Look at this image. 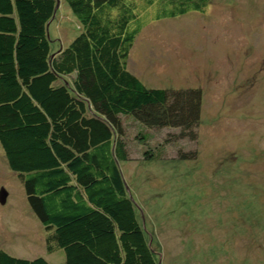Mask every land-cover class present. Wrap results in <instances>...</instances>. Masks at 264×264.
I'll return each instance as SVG.
<instances>
[{
	"label": "trees",
	"instance_id": "obj_1",
	"mask_svg": "<svg viewBox=\"0 0 264 264\" xmlns=\"http://www.w3.org/2000/svg\"><path fill=\"white\" fill-rule=\"evenodd\" d=\"M210 1L64 0L80 33L51 52L47 24L61 0H0V146L61 264H159L121 170L130 160L122 116L140 125L143 145L142 130L157 128L195 140L202 90L147 87L128 59L148 21L203 13ZM0 264L51 263L0 246Z\"/></svg>",
	"mask_w": 264,
	"mask_h": 264
},
{
	"label": "rangeland",
	"instance_id": "obj_2",
	"mask_svg": "<svg viewBox=\"0 0 264 264\" xmlns=\"http://www.w3.org/2000/svg\"><path fill=\"white\" fill-rule=\"evenodd\" d=\"M79 33L61 0L48 27L51 52ZM128 67L147 87L202 90L195 140L157 128L142 130L143 145L140 125L122 116L130 160L120 166L158 263L264 264V0H211L203 13L148 21ZM156 144L162 158L146 159ZM179 149L196 157L178 158ZM1 187L0 246L63 263L62 249L47 252V232L0 146Z\"/></svg>",
	"mask_w": 264,
	"mask_h": 264
},
{
	"label": "water",
	"instance_id": "obj_3",
	"mask_svg": "<svg viewBox=\"0 0 264 264\" xmlns=\"http://www.w3.org/2000/svg\"><path fill=\"white\" fill-rule=\"evenodd\" d=\"M58 7H59V4L57 2V5L55 7V12L58 9ZM55 12H54V14H55ZM48 27H49V24H47V29H48ZM7 196H8V191L4 187H1L0 188V204L6 203Z\"/></svg>",
	"mask_w": 264,
	"mask_h": 264
}]
</instances>
